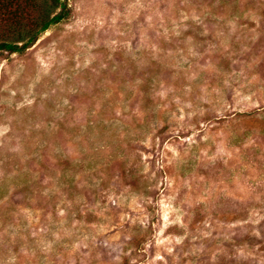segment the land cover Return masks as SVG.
<instances>
[{"label": "rangeland", "instance_id": "obj_1", "mask_svg": "<svg viewBox=\"0 0 264 264\" xmlns=\"http://www.w3.org/2000/svg\"><path fill=\"white\" fill-rule=\"evenodd\" d=\"M0 55V264H264V0H66Z\"/></svg>", "mask_w": 264, "mask_h": 264}, {"label": "trees", "instance_id": "obj_2", "mask_svg": "<svg viewBox=\"0 0 264 264\" xmlns=\"http://www.w3.org/2000/svg\"><path fill=\"white\" fill-rule=\"evenodd\" d=\"M69 14L66 0H0V55L22 54Z\"/></svg>", "mask_w": 264, "mask_h": 264}]
</instances>
